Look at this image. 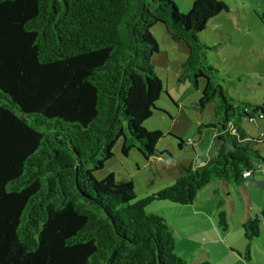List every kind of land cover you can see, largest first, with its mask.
<instances>
[{"label":"trees","instance_id":"16d2710c","mask_svg":"<svg viewBox=\"0 0 264 264\" xmlns=\"http://www.w3.org/2000/svg\"><path fill=\"white\" fill-rule=\"evenodd\" d=\"M229 12L221 0H196L185 14L173 0H0V264L194 261L176 253L172 226L146 208L189 206L216 182L243 186L264 169V140L241 126L264 118V103L232 97L208 59L214 48L200 39ZM157 24L187 46L180 81L196 89L205 81L195 108L213 103L216 123L174 185L135 201L133 183L94 173L119 140L125 156L157 154L164 134L143 126L165 90L153 64ZM219 218L227 231L226 213ZM259 223L244 224L249 241L260 237Z\"/></svg>","mask_w":264,"mask_h":264},{"label":"rangeland","instance_id":"374dc122","mask_svg":"<svg viewBox=\"0 0 264 264\" xmlns=\"http://www.w3.org/2000/svg\"><path fill=\"white\" fill-rule=\"evenodd\" d=\"M173 1L185 14L190 10L189 3L196 0ZM221 1L230 7V12L212 19L208 30L200 34V39L214 48L207 53L208 59L221 71L224 86L232 97L263 104L264 0ZM151 32L159 45L153 64L165 90L157 103L158 110L143 126L150 132L164 134L156 147L157 154L146 160L134 149L125 156L119 140L113 150L114 157L94 173L99 181L113 174L119 185L133 183L135 201L174 185L177 178L188 171L200 148L210 144L211 133L207 131L216 123L213 103L204 111L195 108L205 81L201 80L199 89L180 81L182 65L189 57L187 46L173 41L163 24L155 25ZM241 126L252 137L264 140L263 117L255 122L245 118ZM180 140L185 143L182 148ZM257 148L264 156V141ZM254 175L255 179L250 178V183L246 184V191L234 183L216 182L203 189L192 205L154 202L146 212L164 217L174 227L176 253L185 260L195 255L194 264L206 262L199 261L206 259L204 250H211V264H264V169H258ZM221 212L227 215V232L219 226ZM257 218L262 237L249 241L245 237L244 224ZM249 255L252 261L240 260Z\"/></svg>","mask_w":264,"mask_h":264},{"label":"crops","instance_id":"0c3cea01","mask_svg":"<svg viewBox=\"0 0 264 264\" xmlns=\"http://www.w3.org/2000/svg\"><path fill=\"white\" fill-rule=\"evenodd\" d=\"M189 4L191 5V3H189ZM254 177H255V175H254ZM254 179H255V178H254ZM254 179H253V181H254ZM222 183H224V184L226 185L228 182H222ZM248 183H250V182H248ZM248 183H246V184H248ZM228 184H229V183H228ZM246 184L243 185V186H241V188H242L243 190H245V191H246ZM255 184L258 185V186H259V185H262V184L259 183V182H255ZM208 187H209V186H208ZM205 189H206V188H205ZM200 193H201V192H200ZM172 228H173V231H174V227H173V226H172ZM225 232H227V231H225ZM261 237H262V236L260 235L259 238H261ZM219 241L221 242V240H219ZM210 252H211V250H210ZM210 252H207V251L204 250V251H203V254H204V256H205L206 259L201 258V259H199V261H200V260H206V261H208V262L210 263L211 255H212ZM239 255H240V253H239ZM240 256H241V255H240ZM190 257H193V260H194V261H193L191 264H194L195 261H196V258H197V257H196L195 255H190L189 258H190ZM240 260L243 261V262L245 261V263H246V262L248 263V262L252 261V257H251L250 255L247 256L246 258L240 257ZM210 264H211V263H210Z\"/></svg>","mask_w":264,"mask_h":264},{"label":"built area","instance_id":"2783aa9c","mask_svg":"<svg viewBox=\"0 0 264 264\" xmlns=\"http://www.w3.org/2000/svg\"><path fill=\"white\" fill-rule=\"evenodd\" d=\"M253 174L251 173V172H245L244 173V178H249V177H251Z\"/></svg>","mask_w":264,"mask_h":264}]
</instances>
